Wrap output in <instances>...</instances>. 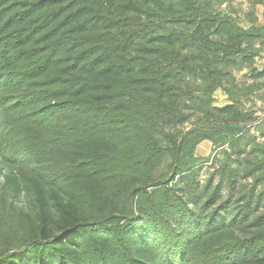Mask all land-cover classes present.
Instances as JSON below:
<instances>
[{"label":"trees","instance_id":"1","mask_svg":"<svg viewBox=\"0 0 264 264\" xmlns=\"http://www.w3.org/2000/svg\"><path fill=\"white\" fill-rule=\"evenodd\" d=\"M209 5L0 0V264H264V142L222 82L264 28Z\"/></svg>","mask_w":264,"mask_h":264},{"label":"rangeland","instance_id":"2","mask_svg":"<svg viewBox=\"0 0 264 264\" xmlns=\"http://www.w3.org/2000/svg\"><path fill=\"white\" fill-rule=\"evenodd\" d=\"M209 4L212 12L229 16L238 26L244 29L250 26L247 14L254 12L257 18L254 26L264 28V5H257L254 9H251L248 0H209ZM256 49L259 52L258 56L254 58L252 66L255 74L245 68L248 65V62H243L245 56L237 55L235 65L226 67V72L230 73L231 78L224 77L222 82L226 88H229L233 92L231 99H236L238 102L240 100V105L237 103L238 107L243 112L251 114L254 118L258 119L249 128V132L255 141L262 143L264 142V76L258 78L257 75L264 73V34L255 43ZM233 86H235V90L232 89ZM247 89H250V91ZM244 91H249V94L241 96L240 93ZM213 99V106L215 107L221 108L232 104L230 97L221 90L214 92ZM188 127L189 124L185 128ZM212 148L213 146L210 142L204 141L195 150V156L202 159L208 157L212 159L218 158V150L212 152ZM247 148H250V145ZM198 170L199 182L203 184L214 171L213 161L204 163ZM250 186V180H243L240 184L236 185V188L242 194L246 193L247 195ZM263 204L264 202L260 203V211L264 208Z\"/></svg>","mask_w":264,"mask_h":264}]
</instances>
